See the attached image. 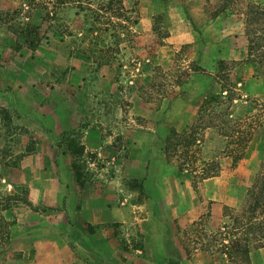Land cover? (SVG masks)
Wrapping results in <instances>:
<instances>
[{
    "label": "rangeland",
    "instance_id": "374dc122",
    "mask_svg": "<svg viewBox=\"0 0 264 264\" xmlns=\"http://www.w3.org/2000/svg\"><path fill=\"white\" fill-rule=\"evenodd\" d=\"M213 1L216 10L206 0H0V67H9L12 76L22 68L28 70L22 78L33 95L42 93L49 97L44 93L59 82L65 84L66 77L61 73H68L74 63L92 69L94 90H98L96 84L102 83L99 74L105 71L110 84L116 79L124 86L111 93L117 95L120 107L102 108L103 113H108L110 131L116 134L113 143L121 149V162L126 160L133 129L140 130L143 146L152 149V143L157 142L156 150L152 149L155 175L165 178L169 185L174 180L189 185L193 193L196 206H189L182 217L166 224L176 259L185 253L182 239L195 221L203 223L209 233L216 232L223 221L224 206H237L243 201L264 155V22L251 26L258 32L251 33L248 42L234 32L242 30L243 17L238 14L245 13L249 3L264 4V0H233L223 11L224 20L237 19L238 25L232 30V37L222 39L208 56H204L200 41L175 43L166 38L171 31L183 28L176 24L177 20L188 22L191 17L199 19L204 11H218L223 2ZM30 17L33 24L41 23L42 40L35 49L13 32L14 25L19 27ZM220 46L229 50L228 56L236 46L247 60H218L211 56L221 54L217 52ZM100 67L103 69L98 71ZM239 80L243 84H238ZM113 88L111 85L109 91ZM132 90L138 91L141 98L132 95ZM214 90L221 91L219 102L205 103L206 96L217 95ZM176 98L181 101L172 104ZM128 99L134 104L128 106L132 103ZM8 111L13 125L7 129L0 126V133L10 135L12 142L8 144L13 152L25 151L27 146L37 151L40 140L28 129L18 128L22 126L15 121L18 111L14 107ZM172 129L182 134L181 145H175L176 136L167 141ZM148 132L156 133L157 139ZM71 139L74 144L79 143L70 135H65L63 141L68 144ZM167 145L168 153L162 149ZM127 166L125 173L135 180L130 165ZM80 171V177L85 179L92 172L82 167ZM114 172L116 169L111 167L106 171L108 176ZM94 175L95 171L91 176ZM16 183L22 185L21 191L27 188L25 183ZM153 192L156 200L158 193ZM146 193L143 187L141 198ZM21 207L15 216L26 213V204ZM115 229L125 251L143 248L144 233L140 228ZM28 233L27 227L17 229L9 252L0 255V264H60L56 259L59 250L37 251L34 240L38 236L31 240ZM251 255L253 264H264V247L253 250ZM191 256L206 262L207 255L200 248Z\"/></svg>",
    "mask_w": 264,
    "mask_h": 264
},
{
    "label": "crops",
    "instance_id": "0c3cea01",
    "mask_svg": "<svg viewBox=\"0 0 264 264\" xmlns=\"http://www.w3.org/2000/svg\"><path fill=\"white\" fill-rule=\"evenodd\" d=\"M213 2L206 0V4L215 7L216 2ZM213 11H204L199 19L191 17L188 22L177 20L176 24L183 28L171 31L166 38L175 43L200 41L204 56L210 55L222 39L232 37V30L238 25L237 19L225 21L224 12L214 14ZM238 15L243 17L242 30L234 32L248 42L245 13ZM199 20L202 22L198 23ZM231 49L228 56L229 50L220 46L217 52L221 54L211 56L218 57V60L227 57L247 60L236 46ZM74 64L68 73H61L66 77L65 84L59 82L44 93L50 94L49 97H43L42 93L33 95L34 91L26 88L22 74L28 70L22 68L12 76L9 67H0V107H14L18 111L15 121L40 140L37 151L23 156L19 167L14 169V173L19 172L17 178L12 175L13 181L27 185L29 201L26 213L19 212L23 217L16 216L12 240L19 227H27L31 240L38 236V240H34L36 250L56 253L59 250L56 259L60 264H168L171 255L167 246L166 224L182 217L189 211V206H196L193 193L189 185H182L177 180L169 185L165 178L155 175L152 149L156 150L157 142L152 143V149L151 146H143L140 130L133 129L126 160L121 162V149L113 143L116 134L110 131L108 113H103L102 108L113 105L118 109L117 95L111 96V93L124 86L116 79L114 84H110L109 74L105 71L99 74L102 83L96 84L98 90H94L92 69ZM102 69L100 67L98 71ZM239 81L238 84H243V80ZM111 85L114 88L109 91ZM214 92L218 94L221 91ZM131 93L141 98L138 91L132 90ZM26 96L29 99L26 100ZM179 100L181 98H176L172 104ZM148 134L157 139L156 133ZM65 135L77 139L84 147L82 155L72 154L63 141ZM75 163L80 169L92 171L91 175L95 171V175L88 179L80 177L74 169ZM127 165L133 171V178L142 181L147 190L144 198L140 196V189L128 185L131 176L125 173ZM109 167L116 169L115 174L107 175ZM153 191L158 193L156 200L152 197ZM20 207L15 208V214ZM178 223H182V218ZM118 226L140 228L144 233L143 248L132 247V250L125 251L115 231ZM68 258L71 261L68 262ZM199 260L189 259L183 253L179 264H209L205 258V263Z\"/></svg>",
    "mask_w": 264,
    "mask_h": 264
},
{
    "label": "trees",
    "instance_id": "16d2710c",
    "mask_svg": "<svg viewBox=\"0 0 264 264\" xmlns=\"http://www.w3.org/2000/svg\"><path fill=\"white\" fill-rule=\"evenodd\" d=\"M222 2L220 9L214 14H220L234 3L233 0H222ZM14 13L16 12L14 11ZM245 15L247 16L245 20L246 33L250 36L251 33L258 32L251 29V26L255 23L261 24L264 22V4L249 3ZM31 18H28L25 23H19L21 27L14 25L13 32L23 37L31 49H35L42 40L41 23L33 24ZM261 31L264 39V30ZM220 98L219 94L206 96L204 102L218 103ZM205 103L200 106L199 112H201V108L203 109ZM0 116V126L2 128L7 129L13 125V116L8 108L2 107ZM18 128L24 130L23 127ZM183 134H186V132ZM6 136L7 134L0 133V141H4L3 144L0 143V255L9 252L12 246V229L17 222L14 215L15 208L22 204L29 205L28 189L25 187L26 189L19 190L22 185L13 181L11 175L14 169L19 167L23 156L36 151L31 146H27L25 151L14 153L12 146L8 144V142H12V139H8L10 135L9 137ZM174 136H176L178 143L175 145H181L182 134L175 129L170 131L167 141ZM73 140L71 139L67 144L68 148L72 154L82 155L84 147L79 143L74 144ZM162 149L166 153L169 152L168 145ZM74 169L80 175V168L76 163ZM8 185L11 186L10 189H8ZM128 185L143 191V183L139 179L129 181ZM182 245L186 257L189 259L192 258V251L200 248L207 255L205 259L209 264H253L252 251L264 247V155L251 185L246 189L243 201L237 206H224L223 221L217 231L209 233L203 223L195 221L185 231ZM167 246L171 255L168 264H179V258L173 257L168 239Z\"/></svg>",
    "mask_w": 264,
    "mask_h": 264
}]
</instances>
